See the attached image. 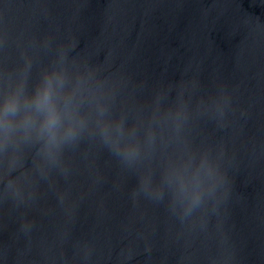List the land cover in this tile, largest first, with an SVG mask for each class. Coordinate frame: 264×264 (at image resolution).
Masks as SVG:
<instances>
[{
  "label": "water",
  "instance_id": "obj_1",
  "mask_svg": "<svg viewBox=\"0 0 264 264\" xmlns=\"http://www.w3.org/2000/svg\"><path fill=\"white\" fill-rule=\"evenodd\" d=\"M54 65L142 156L129 165L91 130L55 163L36 145L0 153V264H264V0H0V90ZM200 154L223 198L181 216L167 190L141 191Z\"/></svg>",
  "mask_w": 264,
  "mask_h": 264
},
{
  "label": "clouds",
  "instance_id": "obj_2",
  "mask_svg": "<svg viewBox=\"0 0 264 264\" xmlns=\"http://www.w3.org/2000/svg\"><path fill=\"white\" fill-rule=\"evenodd\" d=\"M86 102L91 108L88 113L83 110ZM175 119H182V114L178 112ZM90 130L129 165L141 158L136 130L129 129L123 119L111 118L84 81L77 77L73 82L61 65L44 70L30 90L25 78L0 90V153L21 144L36 145L42 159L55 163L64 146ZM154 141L148 133L145 144L151 146ZM8 188L19 196L15 181H9ZM140 189L155 201L164 199L167 190L171 210L187 216L218 192L221 198L226 196L227 179L206 154L188 155L170 162L159 183L149 173L142 175Z\"/></svg>",
  "mask_w": 264,
  "mask_h": 264
}]
</instances>
